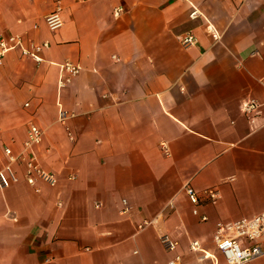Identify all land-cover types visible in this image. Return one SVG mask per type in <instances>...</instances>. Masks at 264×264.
<instances>
[{
	"label": "crops",
	"instance_id": "obj_1",
	"mask_svg": "<svg viewBox=\"0 0 264 264\" xmlns=\"http://www.w3.org/2000/svg\"><path fill=\"white\" fill-rule=\"evenodd\" d=\"M192 1L218 42L186 0H0L3 37L49 43L40 64L19 50L0 60V153L21 150L35 124L58 178L37 192L18 170L0 188V264H214L194 241L226 264L216 225L264 211V0ZM59 4L65 26L51 32L44 19ZM188 32L197 44L186 49ZM68 62L82 71L59 89ZM249 100L261 105L251 119ZM61 110L76 116L60 122Z\"/></svg>",
	"mask_w": 264,
	"mask_h": 264
},
{
	"label": "built area",
	"instance_id": "obj_2",
	"mask_svg": "<svg viewBox=\"0 0 264 264\" xmlns=\"http://www.w3.org/2000/svg\"><path fill=\"white\" fill-rule=\"evenodd\" d=\"M78 2H87L90 0H76ZM191 5L190 19L203 20L207 24V30L215 41L222 38V34L218 29L203 15L202 11L192 0H186ZM124 12V8L118 7L114 11V15L119 17ZM45 25L51 32H57L65 26V21L62 14V6L59 4L56 9L47 15L44 19ZM178 40L182 47L190 48L197 44V38L193 32H188L185 35L179 36ZM49 49V43L40 44L32 43L29 46L25 45L24 38L21 35H14L8 38L0 34V60L7 53L19 50L24 57L33 59L36 63L43 62L42 54ZM82 67L79 64L64 63L60 66V78L58 82L59 89L66 88L70 85L73 79L80 75ZM264 84V77L262 79ZM29 107V104H26ZM261 105L256 100H249L242 104V112L248 118H253L259 113ZM75 113H68L61 110L60 122H65L70 117H75ZM44 132L40 127L31 124L27 130L26 141L23 148L19 151L13 150L11 147H6L3 153H0V188L6 189L19 181L18 170H20L27 184L34 187L37 192L39 181H43L50 186H55L58 182L56 174L47 171L41 164L40 157L37 153V148L42 145ZM70 138L73 140V137ZM162 150L166 155L169 154L168 147L165 143L162 145ZM186 194L195 207L200 204L198 193L191 187L186 186ZM125 206L127 201H124ZM171 206V205H170ZM126 211V210H125ZM127 212V211H126ZM194 215L199 216L198 209L193 211ZM203 222L207 221V217H201ZM153 224V221H144L139 226L140 230ZM161 242L167 252L176 254L179 243L168 235L161 236ZM215 245L225 260L226 264H247L264 257V211L251 219H242L235 222H219L216 225L214 234ZM193 251L203 252V258H212L214 264H219V260L215 256H211L201 249L200 243L194 241L191 244ZM180 256H175L167 264H179Z\"/></svg>",
	"mask_w": 264,
	"mask_h": 264
}]
</instances>
